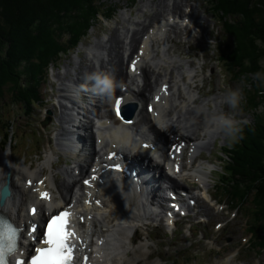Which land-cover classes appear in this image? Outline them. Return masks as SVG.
<instances>
[{
    "label": "bare ground",
    "instance_id": "6f19581e",
    "mask_svg": "<svg viewBox=\"0 0 264 264\" xmlns=\"http://www.w3.org/2000/svg\"><path fill=\"white\" fill-rule=\"evenodd\" d=\"M183 1L184 0H139L135 11L129 9L128 11L121 12L116 16L115 23H111L107 26V33L104 37H100L99 39L97 38L98 40L94 39L96 41H87L86 43L89 44V47L86 49L79 46L77 51L79 58L70 60L71 62H67L65 70L58 73L57 78L62 81L63 78L69 75L73 78L74 76H77L79 80L80 78L83 79L82 81L85 82V84H88L89 87H91V82L86 80V77L92 73L108 74L114 78L116 82H118L119 79H125L128 75L125 73L126 70L123 67L122 54L126 55L130 59L132 54L136 52L139 47L143 37L142 35L145 31L147 32L150 27H152V30H156V27L152 23L149 25L150 21L160 16L164 11L168 10L170 6L172 9L179 8L180 2ZM192 18L196 24L204 26L206 17L198 12L197 4L193 5ZM141 32L143 33L140 35V38H138ZM94 35H97L96 31H94ZM126 38L129 39L127 45L124 44ZM184 40L185 39L182 38L178 43H169L162 50L161 45L159 46L158 40H152L150 44L147 40L142 41V43L145 44V58L149 57L150 53L153 52L154 63L149 64L152 68L150 71L148 70L145 73L144 81L147 85L144 84L142 86L141 89H143V91L141 94H144V90H147V88L151 85L152 89L156 86H158L159 89L163 83H166L164 79L168 78L169 82L171 84L173 83L171 85V89H173L172 94L175 95V98L178 99L179 103L170 100L169 106L166 105L163 109H161V111L164 113L174 111L180 117V120H178L177 126H170L165 129V138L168 140L170 139V135H173V141L176 136H179L181 139H186L188 142H192V145H194L197 149H199L201 145L202 148L210 150L211 146L215 143V139H217L220 135L207 131L205 129V125L207 126L208 115L219 111L218 107L220 106L219 104H222V97L216 95L209 98L204 97L199 101L197 100L198 102L195 100L189 101L187 100L184 92L176 89V86L181 82L182 78L186 87L191 91L192 97L196 96V92L200 93V96L206 93L203 91V84L201 86L202 81L200 82V79H203L204 77L202 71L203 64L201 63L197 65L196 61L190 59L187 60L184 57H181L180 53L176 55V53L180 50L181 42ZM192 51L196 52L195 50ZM155 57H158V61H155ZM174 73H176V75H174ZM151 74H153V81L150 79ZM131 84L133 85L132 81ZM192 85H194L192 88L193 90L190 89ZM195 102L196 104L192 105ZM212 102L216 105L214 110L211 108ZM187 105L189 106L188 109L182 114L183 108ZM107 107L108 104L104 100L99 107L92 108V110L95 113H98L106 110ZM140 114L142 118L147 117L146 114L142 113V109L139 110L138 115ZM85 125L87 127L89 126L88 119L86 120ZM63 128L64 126L62 125H56L53 128L54 135L58 136ZM207 134L208 139L206 138ZM104 136L111 139L110 142L105 144L106 147L108 146L111 148L105 150V155L108 154L110 150L116 149L115 143L119 144L122 140L126 139L125 136L118 137L113 133H107ZM204 137L206 138L205 140H203ZM113 146L115 148H113ZM133 148L136 152L140 151L138 145H134ZM8 153L9 152H5L2 153L3 155L1 154L2 156L0 155V182L3 180L5 173H7L11 167L9 166ZM190 154L192 156L190 159H196L197 154ZM164 157H166V155ZM48 164L49 157L46 155L41 163H38V166L36 165L35 169H29L35 179L34 181L45 176L46 179L43 181L45 188L53 189V200L50 203L40 202L39 209L41 213L49 207L59 206L62 202L69 203L73 197H76L77 191H75L73 187H82L81 184H78V180L75 178V175H73L71 168L58 166L57 169L53 167L48 170ZM202 164L203 163L193 164L190 168H188L189 171L187 172V175L191 172H196L202 175L203 188L201 189L200 194H202L201 196H204L206 195V192L208 193L206 178L208 177V174H211L212 172L203 167ZM51 165L53 166V163H51ZM185 166L188 167V164H185ZM184 169H182L180 173L181 176ZM19 170L22 169L19 168ZM83 172L87 173V170H84ZM59 174H62L63 176L66 174V176L65 178H57ZM164 175H166V173L162 172V174H160L162 177H165ZM194 177L196 176H193V178ZM12 184V195L8 199L6 205L0 206V210L7 213L11 217L21 218L24 220V205L28 203L23 200V197H26L29 201L32 200V197L37 201V198L36 195H31L25 191L22 192L21 189L16 186L14 181ZM65 192H68L69 195ZM200 194L191 193L190 198L198 199ZM159 200L163 202V200ZM76 202H79V198L76 199ZM114 207L115 206L112 205L109 211L111 212ZM199 207L202 206L200 205ZM76 208L78 211L83 210L82 204H77ZM92 212L95 219L92 220L89 227H85L83 229L86 234V240H90V236L88 234V230L90 228L97 231L98 227H107V231H105V233L97 236L95 250L93 251L95 256L93 264H139V262L143 260V256L147 258V256L150 255V252L148 253L146 251L143 253L138 252L139 254L135 255L134 252L127 250L125 246L127 239L125 231H128V227H125L124 223L130 222L129 220L116 221L111 227L107 224L108 214L101 211L99 208L92 209ZM37 216H39V214H37ZM112 239V246L114 244L118 247V249H109L110 241ZM146 245L147 243L142 241L139 247L141 248ZM128 248L130 247L128 246Z\"/></svg>",
    "mask_w": 264,
    "mask_h": 264
},
{
    "label": "trees",
    "instance_id": "16d2710c",
    "mask_svg": "<svg viewBox=\"0 0 264 264\" xmlns=\"http://www.w3.org/2000/svg\"><path fill=\"white\" fill-rule=\"evenodd\" d=\"M218 1L225 13H243L240 17L239 15L236 17V21L233 20L235 21L233 24L224 25L227 34L230 37L234 35L231 38V44H234V41L238 44L234 51H232L233 47L231 49L230 43L227 44L226 54H224L227 63L231 68L233 67L229 60L231 62L233 60L234 65L241 63L242 73L245 74L260 71L259 65L264 59V15H260L259 18L255 15V10L259 9L256 5L257 0H245L244 4L238 0ZM76 2H82L87 7L97 10L91 2L97 3L99 0H0V93L5 86L10 84L15 90V96L20 100L27 102L30 99L35 100L36 93L31 87L32 67L29 68V63L21 69L19 67L23 61H29L34 55L46 59L59 47L53 49V46V52L49 54L48 50H44V45H36L32 34L35 31L44 32L42 37L46 36V41L51 43L54 34L59 31L58 24L61 27L66 25V21L58 12H63L65 8L71 10ZM55 12H57L56 16ZM89 14L83 12L80 18L67 21V25L74 23V20L77 21L74 23L73 29L67 31L78 33L84 30L90 19L86 15ZM71 17H76V15H71ZM241 17L243 18L239 19ZM58 39L56 43H58ZM37 46L40 47L41 53L37 52ZM249 129L253 131L251 132ZM245 131L246 135H259L264 141V126L259 128V123L254 127L248 126ZM244 147L247 148L250 157L241 153ZM244 147L235 152L233 158L231 169L234 175L233 181L239 185V188H243V190L240 189L243 194H240L239 199L246 201L250 199L249 201L256 204L254 212L258 216L259 223L255 242L256 245L264 249V147L252 142L247 145L246 141Z\"/></svg>",
    "mask_w": 264,
    "mask_h": 264
},
{
    "label": "rangeland",
    "instance_id": "374dc122",
    "mask_svg": "<svg viewBox=\"0 0 264 264\" xmlns=\"http://www.w3.org/2000/svg\"><path fill=\"white\" fill-rule=\"evenodd\" d=\"M127 1L128 0H99V2H97V3L91 2V4H92L93 7L96 6L97 10L103 11V10H107L110 7H112L113 8L112 10H117L116 13H118V11H120L119 6H121V9H124L125 5H126V3H124V2H127ZM198 1H199V3L201 2L200 4L203 6L202 7L203 10H207V12H206L207 13V17L212 22L215 23V29H216V33H217L216 41L218 40V42H220V40L224 36L223 35L224 27L222 28V30H221V27L224 26V25H227V24H233L237 20L236 17L238 15H239V17H240V15H243L242 12H240V13L239 12H234L233 14L232 13H225L224 10L219 6V1L218 0H197V2ZM238 1H240V3L242 2V4L245 3V0H238ZM133 2L135 4V8H136V5L139 3V0H133ZM256 5L258 6L259 9L255 10V12H256L255 15H257L258 18H259L260 15H262V16L264 15V0H257L256 1ZM132 8H134V7H132ZM66 9L67 8H65L63 12H58V14L63 17V20L66 21V25H62V27H61L58 24V30L59 31L56 34H54V37L51 39V43L46 41V36L42 37V35H44V32L35 31L34 34H32V37H34V39H35L36 45H44V50L45 51L48 50L49 54L53 52V49H57L60 46V45H58V43H56V40L60 36V33L62 35H64V36H66L65 37L66 41L70 37H72V40H73V36H71L70 34L67 35V30H72L73 27H74L73 26L74 23L77 22V21L74 20V23H72L71 25H67V21H70V20H72L74 18L75 19L76 18H80L82 16L83 12H84V14H89L90 13L89 15H86V17L90 18L87 21V25H88L89 22L92 19L95 18L96 11H97V10L91 9L90 7H87V5L83 4L82 2H76L71 7V10L70 9L66 10ZM203 10H201V13L205 12V11L203 12ZM133 11H135V10H133ZM70 12H72V14H70ZM123 12H126V11H123ZM119 13H121V12H119ZM56 14H57V12H55V16H56ZM71 15H76V17H71ZM68 17H70V18H68ZM242 18L243 17H241L239 19H242ZM115 19H114V22H112V24L115 23ZM218 19H219V21H218ZM233 20H235V21H233ZM104 21H105V19L103 18L102 15H99V18L94 19V22L92 24L93 27L89 30L87 36H85V39H91L92 38V36H93L92 33H91L92 29H94L98 33V29L100 27H102V25L104 24ZM111 21H113V18H112ZM109 24H111V23L106 24V27H105L106 33H107V26ZM36 35H39L40 37H37ZM95 36H97L98 39L100 38V36H98V34L95 35ZM232 36L234 37V35H232ZM232 36H231V38H232ZM89 41H96V40L93 39V40H89ZM46 43H49V44L45 45ZM214 43L215 42H213L212 44H214ZM85 44H86V48H88L89 44H87V43H85ZM237 45L238 44H236V41H234V44H231V42H230L231 49L233 47L232 51H234V49L237 47ZM53 46H54V48L52 49ZM82 48H85V47L82 46ZM185 50H187V45L184 46L183 51H185ZM37 52L41 53V50H40L39 46H37ZM202 53L203 52H198V56L197 57H192V58L195 59V60H202V62H203L205 59H202V57H201ZM208 53H209L208 55L211 57V59L210 60L207 59V61H209V63H210L209 66L213 69V70H208V72L211 73V75H212L211 78L212 79L214 78V80L211 82V85L210 84H206L204 89L207 91V90H209L211 88L212 85H215V88L212 89L211 92L210 91L208 92L207 97H209V94H212V92H214V91L218 92V93L220 91H222L223 86H226L227 88H236L238 85H240L241 81L244 80L245 78H247V82L248 83H251V73H253V72H247L246 74L242 73L241 65H240L241 63H238V65L237 64L234 65L233 60H232V62H231V60H229L231 66L233 67L232 70H233V74H234L233 75L234 80L230 81V79H229L230 77H226V79L228 80V84L224 85L223 76L225 74H227V72L224 69V67H226V68H229V67L226 64H224V66L221 64V63H223V60H222V57L219 54H215V55L211 54V51L208 52ZM219 56H220V58H219ZM67 58H69V56H64L63 55L60 58V64H62L63 62L65 63ZM36 59L38 60V65L35 63ZM218 59L220 60L221 63L219 62ZM41 62L43 63V61H42V59H41V57L39 55H37V56L35 55L30 60V63L32 65V67L35 68L36 71H38L41 68V66H42ZM260 64H261V65H259L260 71H264V59H262V62H260ZM66 65H67V62L65 64V66ZM65 66H64V68H65ZM29 68L31 69L30 65H29ZM220 74H222V75H220ZM203 75H204V73H203ZM204 77H205V75H204ZM219 78H220V80H219ZM218 87L220 88V90H219ZM7 88H8V91L6 93V96L9 99L11 97V94L15 93V90H13V88L10 86V84H8ZM243 91H244V93L247 94V96L244 95L245 101H244V103L242 102V105H241V108H240L241 110H240L239 114L242 115L243 118L248 119L249 121H253V122H250V124H255L256 123L255 120L257 122H263L264 123V87H260L259 86V88H257V86L255 84H253L251 87H245L243 89ZM247 99H248V102H249L248 106H247ZM0 103L3 104V101L0 102ZM10 104H11V102L8 101V106ZM244 104H246V106H244ZM9 109H10L9 112H7V114H6L7 118H10L11 115L14 114L13 109H16V108H9ZM33 112H34V116L37 117L38 113H39V108H36L35 110H33ZM18 119H19L18 124L22 125L21 127H19L20 129L16 128L17 127L16 121ZM18 119L14 122V135L16 136L17 133L20 132L25 127H26V132L29 133L31 126L28 125V123L25 121L24 118L20 117ZM251 126L254 127L255 125H251ZM260 127L261 126H259V128ZM249 131L252 132L253 130L249 129ZM244 135H246V131H244ZM221 136L222 135H220V137ZM251 137H252V141H251ZM261 139H262V137L261 136L259 137V135H254V136L247 135L246 136V144L248 145V144H250L252 142L253 144L257 143L259 146L264 147V141H263V139L262 140ZM246 149L247 148L244 147V149L241 150V153L242 154L245 153L244 154L245 156H249L248 155V151ZM230 155H232V153ZM240 189L243 190L242 187ZM241 190H238L237 192H236V190L235 191H230V192L232 194L235 193V195H240V194L242 195L243 193H242ZM234 201H236V200H234ZM242 207H244L247 210V212L250 213V215H248L249 216L248 224H249L250 229L253 231V235L255 236L256 232L258 231L257 230V228H258L257 225L259 223L258 216L254 212L255 208H256V204H255V202L245 201V203L242 204ZM199 208H201V207H199ZM239 232H242V227H240ZM240 234L241 233H239V235ZM225 235H226V237H229V234H225ZM254 236H253V238H254ZM240 237H242V236H240ZM240 237L238 235H235V237L230 242L227 243L228 246L217 249L216 250L217 254H214V255L211 256L212 262L209 261L208 263H211V264H221V263H224V264H228V263L229 264H243L242 262H244V263L251 262V264H254L255 260L259 259L260 264H264V249L261 248L260 246H257V245H254L255 247L252 245L254 249L252 248V246H249V248H248L247 247V241H248L249 236L245 235V237H246L245 240H241ZM143 241H145V240H143ZM236 247H238V248H236ZM231 249L233 251L234 250L236 251V255H235L236 259L234 261H231L233 259L228 258L227 261L220 262V260L223 261V260L226 259L225 254H226V256H230L231 255V253H229L231 251ZM154 250H156L155 247L152 248V251H154ZM253 250H255V251H253ZM143 252L144 251H141V249L139 247V253H143ZM139 253H136L135 255H138ZM172 253H174V252H168L167 251L164 254L165 255H172ZM257 255H260V256H257ZM149 259H151L150 255L147 256V258H145L143 256V260L140 261L139 264H141L144 260L147 261ZM131 260H132V258H131ZM207 260H209V259H207ZM145 263L149 264V261H147ZM208 263H206V264H208Z\"/></svg>",
    "mask_w": 264,
    "mask_h": 264
},
{
    "label": "snow or ice",
    "instance_id": "6c2138e0",
    "mask_svg": "<svg viewBox=\"0 0 264 264\" xmlns=\"http://www.w3.org/2000/svg\"><path fill=\"white\" fill-rule=\"evenodd\" d=\"M133 70H135V62ZM120 105L121 99L118 98L115 102V110L118 115L120 114ZM41 198L47 199L48 194L42 193ZM31 211L33 214L36 213V209ZM69 215L68 212H61L59 215L52 216L45 224L40 240V243L46 247L36 248L35 255H32L30 260L17 259L14 264H72L73 250L76 245L69 243L70 238L75 237V233L68 229ZM37 227L33 224L30 232L35 233ZM19 233L20 229L15 224L0 215V264H13L8 257L19 251Z\"/></svg>",
    "mask_w": 264,
    "mask_h": 264
},
{
    "label": "clouds",
    "instance_id": "9594fccd",
    "mask_svg": "<svg viewBox=\"0 0 264 264\" xmlns=\"http://www.w3.org/2000/svg\"><path fill=\"white\" fill-rule=\"evenodd\" d=\"M86 80L91 82V87L88 84L80 85L84 91H92L93 93L110 96L118 87L117 82L108 74L92 73L86 77ZM256 86L264 87V71L251 73V83L247 82V78L241 81L236 88H228L222 96V103L229 108L228 113L223 111L211 113L208 115L207 124L210 131L216 135H222L229 143L238 142L243 139V126L250 123L248 119H237L240 112L242 101L245 99L243 89Z\"/></svg>",
    "mask_w": 264,
    "mask_h": 264
}]
</instances>
